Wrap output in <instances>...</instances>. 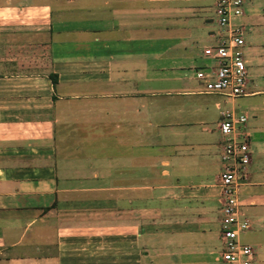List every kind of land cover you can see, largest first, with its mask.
<instances>
[{"label": "crops", "instance_id": "1", "mask_svg": "<svg viewBox=\"0 0 264 264\" xmlns=\"http://www.w3.org/2000/svg\"><path fill=\"white\" fill-rule=\"evenodd\" d=\"M214 3L0 0V264H221L223 111L247 116L240 239L264 264V0L235 20L245 93L209 114Z\"/></svg>", "mask_w": 264, "mask_h": 264}, {"label": "built area", "instance_id": "2", "mask_svg": "<svg viewBox=\"0 0 264 264\" xmlns=\"http://www.w3.org/2000/svg\"><path fill=\"white\" fill-rule=\"evenodd\" d=\"M245 0H215L211 32L213 42L203 49L210 60L195 70L202 92L225 97L243 95L248 82V69L242 47L246 26L235 21L244 13ZM247 116L229 111L220 113L217 129L221 135L219 152L220 246L217 257L221 264H252L254 249L240 239L250 228L244 216L238 189L247 176L250 161L249 133L242 129Z\"/></svg>", "mask_w": 264, "mask_h": 264}, {"label": "rangeland", "instance_id": "3", "mask_svg": "<svg viewBox=\"0 0 264 264\" xmlns=\"http://www.w3.org/2000/svg\"><path fill=\"white\" fill-rule=\"evenodd\" d=\"M204 62H206V60ZM200 88L202 89V87H200ZM216 97L217 96H215V94L210 93L206 97H199V98L195 97L197 100L195 102H190V103H191L192 106H199L200 104H203V105H205L208 108V111L210 112L209 114H213V113H215L216 110L214 109L215 106H214V103H213L212 100L214 98H216ZM206 98H207V100H205Z\"/></svg>", "mask_w": 264, "mask_h": 264}, {"label": "trees", "instance_id": "4", "mask_svg": "<svg viewBox=\"0 0 264 264\" xmlns=\"http://www.w3.org/2000/svg\"><path fill=\"white\" fill-rule=\"evenodd\" d=\"M53 80V79H52Z\"/></svg>", "mask_w": 264, "mask_h": 264}]
</instances>
